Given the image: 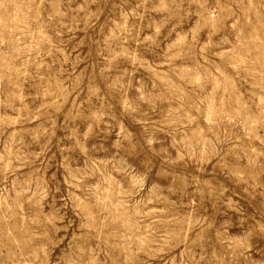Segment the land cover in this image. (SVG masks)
Instances as JSON below:
<instances>
[{
  "label": "rangeland",
  "instance_id": "rangeland-1",
  "mask_svg": "<svg viewBox=\"0 0 264 264\" xmlns=\"http://www.w3.org/2000/svg\"><path fill=\"white\" fill-rule=\"evenodd\" d=\"M0 264H264V0H0Z\"/></svg>",
  "mask_w": 264,
  "mask_h": 264
}]
</instances>
